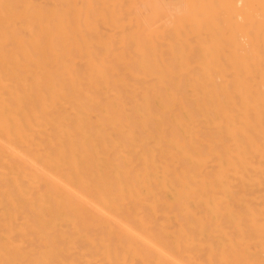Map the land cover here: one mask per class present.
Wrapping results in <instances>:
<instances>
[{
	"label": "bare ground",
	"instance_id": "obj_1",
	"mask_svg": "<svg viewBox=\"0 0 264 264\" xmlns=\"http://www.w3.org/2000/svg\"><path fill=\"white\" fill-rule=\"evenodd\" d=\"M82 5L140 61L82 71L78 0H0V264H264V0Z\"/></svg>",
	"mask_w": 264,
	"mask_h": 264
},
{
	"label": "rangeland",
	"instance_id": "obj_2",
	"mask_svg": "<svg viewBox=\"0 0 264 264\" xmlns=\"http://www.w3.org/2000/svg\"><path fill=\"white\" fill-rule=\"evenodd\" d=\"M114 0H108L109 3H112ZM141 3V8H146L147 0H137ZM99 2V1H98ZM83 0H78V21H77V30H78V61L79 67L82 71H97L101 68L106 70H128L123 67L124 63L129 61H140L139 57L135 55H128L125 51L118 46V42L122 38V35L129 33V30L125 29V26H122V21H116V23L108 26L110 28L109 34H115L113 39L116 42V45H109L110 43H101L100 47H93L92 41L94 40L91 36V31H94L98 28H102V19L94 20V18H89L87 21L84 20L83 16ZM172 11L173 9L170 8ZM108 12L104 13V16H108ZM108 18V17H107ZM87 22V23H86ZM90 29V33L88 32ZM149 38H152L156 41L157 35L155 31H147ZM87 38L89 45L85 47L84 39ZM97 41V40H95ZM200 63L203 65H218L225 62V56H216V55H205L202 54L196 57ZM218 68H214L216 70ZM202 70H205L202 68Z\"/></svg>",
	"mask_w": 264,
	"mask_h": 264
}]
</instances>
